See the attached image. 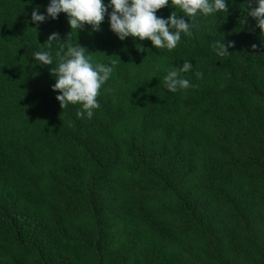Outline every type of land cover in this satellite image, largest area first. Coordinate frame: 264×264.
<instances>
[{
  "label": "trees",
  "instance_id": "1",
  "mask_svg": "<svg viewBox=\"0 0 264 264\" xmlns=\"http://www.w3.org/2000/svg\"><path fill=\"white\" fill-rule=\"evenodd\" d=\"M248 2L168 52L120 41L107 16L76 35L65 13L31 21L48 0H0V264H264V36L239 23ZM52 33L116 61L91 119L61 109L55 63L32 60ZM184 60L194 87L167 91Z\"/></svg>",
  "mask_w": 264,
  "mask_h": 264
},
{
  "label": "clouds",
  "instance_id": "2",
  "mask_svg": "<svg viewBox=\"0 0 264 264\" xmlns=\"http://www.w3.org/2000/svg\"><path fill=\"white\" fill-rule=\"evenodd\" d=\"M230 2L231 0H48L43 13L40 6L32 9L31 21L39 24L47 19L56 20L60 13H65L71 32L77 35V31L85 25H90L94 32L99 31L107 16L110 30L120 41L128 37L134 40L138 38L139 41L147 39L155 49L171 52L182 37L193 35V30L198 28V18H215L217 14H227ZM166 6L175 11L167 18L158 16L157 11ZM246 9L247 15L241 16L240 25H245L247 17H251L256 22L254 27L259 28L264 36V0H249ZM52 42H58V48L54 52L51 50ZM42 45L46 50L34 51L32 60L41 67L55 63L49 69L55 79L51 90L58 92L55 99L61 109L79 105L76 116L91 119L94 110L100 107L97 100L100 89L112 76L116 61L107 64L99 62L78 42L60 43L58 33L50 34L47 42ZM233 46V42L225 44L222 39L211 44L213 52L219 57L227 56L228 48ZM251 47L255 49L256 45ZM136 49L146 51L141 44H137ZM192 68L193 64L184 60L182 64L166 69L163 84L167 91L176 93L194 87L183 75ZM193 75L200 78L203 73L197 71Z\"/></svg>",
  "mask_w": 264,
  "mask_h": 264
}]
</instances>
